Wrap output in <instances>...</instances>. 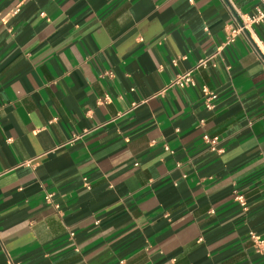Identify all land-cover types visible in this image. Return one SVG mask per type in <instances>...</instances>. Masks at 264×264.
Segmentation results:
<instances>
[{
  "label": "crops",
  "instance_id": "obj_1",
  "mask_svg": "<svg viewBox=\"0 0 264 264\" xmlns=\"http://www.w3.org/2000/svg\"><path fill=\"white\" fill-rule=\"evenodd\" d=\"M260 4L0 0V264H264Z\"/></svg>",
  "mask_w": 264,
  "mask_h": 264
},
{
  "label": "built area",
  "instance_id": "obj_2",
  "mask_svg": "<svg viewBox=\"0 0 264 264\" xmlns=\"http://www.w3.org/2000/svg\"><path fill=\"white\" fill-rule=\"evenodd\" d=\"M261 4L256 6L254 8V11L252 14H244L238 12L235 18V26L230 29L225 42L223 45L217 49L215 53L212 55L203 58L202 60L198 61L196 64V69H206L208 66L215 67L216 62L215 59L220 57L221 49L224 46L230 45L234 39L239 35H250V38H252V42L255 47H258V41L254 39L251 36V30L254 25H263L264 26V0H260ZM174 85H178L180 87H193L194 81L191 79L190 73H185L183 75H179L176 77V79L173 81ZM202 93L204 95L205 99V105L208 110H211L213 108L212 101L216 99V95L213 92H209L206 88L202 89ZM204 142H207L211 146V150H215L217 152H220V150H216L217 145V138H209L207 135L203 136ZM166 150H168L167 147H165ZM50 195L45 196L46 202L50 203ZM241 205H244V199L242 196H237L235 198ZM70 236L72 234L70 233ZM249 239L252 242V246L254 248L255 253L257 254H264V239L260 237L259 235L251 232L249 233ZM9 264H19L10 261Z\"/></svg>",
  "mask_w": 264,
  "mask_h": 264
}]
</instances>
